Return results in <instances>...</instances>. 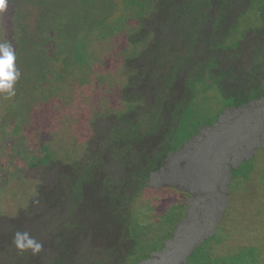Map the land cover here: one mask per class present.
Segmentation results:
<instances>
[{
	"label": "trees",
	"instance_id": "16d2710c",
	"mask_svg": "<svg viewBox=\"0 0 264 264\" xmlns=\"http://www.w3.org/2000/svg\"><path fill=\"white\" fill-rule=\"evenodd\" d=\"M23 1L31 9L15 8ZM5 18L12 19L7 29ZM10 31L6 41L15 49L20 73L13 96L18 101L11 105L8 96L0 95V104L7 101L9 109L18 110L11 119L3 113L0 122L7 131L2 138L14 142L12 151L35 158L32 165H41L43 172L34 192L25 199L16 194L21 205L26 203L15 211L14 197L3 192L9 175L0 171V264H137L179 231L183 241L200 236L180 264H264V239L236 251L237 244L235 250L229 247L233 229L223 233L239 195L237 179L246 182L253 172L260 173L255 177L257 202L264 205V148L252 141L256 151L245 157L236 146L246 138L233 144L225 208H220L219 192L201 199L202 191L188 195L180 189L175 178L183 176L173 173L172 160L190 142L203 150L193 139L203 126L219 123L214 129H221L218 118L227 109L263 102L264 0H9L0 16V33L7 37ZM108 36L127 42L115 74L109 72L107 58L90 51ZM60 40L65 42L62 50L56 46ZM49 47H54L53 57L41 52ZM87 72L96 74L106 104L90 113L89 140L72 148L77 139L61 145L60 153L51 144L29 151V129L35 121L48 120L47 104L36 110L35 101L58 97L65 84ZM115 91H121L119 108L109 105ZM96 100L76 98V111ZM54 141L59 145L55 136ZM62 167L54 178L52 171ZM163 170L171 172L172 181L160 183L158 194L146 199L152 177ZM86 184L91 187L85 191ZM85 199H99L108 217L85 213ZM117 223L118 237L117 231H107ZM17 231L30 233L43 244L42 251L21 254L13 244ZM100 235L113 244L96 243Z\"/></svg>",
	"mask_w": 264,
	"mask_h": 264
},
{
	"label": "rangeland",
	"instance_id": "374dc122",
	"mask_svg": "<svg viewBox=\"0 0 264 264\" xmlns=\"http://www.w3.org/2000/svg\"><path fill=\"white\" fill-rule=\"evenodd\" d=\"M28 4L31 3L28 1H23L16 7L14 6V4L11 5V8L13 9L14 7H18L19 10L20 8L31 9ZM15 13L12 14V18L15 16ZM7 17H10V15ZM11 21L12 19L8 21V19L5 18L3 20V29H7ZM11 37L12 31L9 32L7 37L1 35L0 33V42H3ZM64 45L65 42H63V40H60L56 43V46L60 50L64 49ZM98 48L100 49V52L97 51ZM126 48L127 42H125L123 38H121L120 36H108L100 42H94L93 45H91L90 51L97 52V56L99 58H107L108 61H110L111 65V69L109 72L115 74L118 68H121L119 67V61L122 58V54ZM41 52L50 57H53L54 47L43 48ZM97 61L98 59L94 61L93 71H97ZM105 62L107 61L105 60ZM59 63H62V61H60ZM54 65L55 63L54 61H52V66L54 67ZM115 77H112V79ZM62 88L63 90L61 92V95H59L58 97H52L47 102L35 101L34 104L37 107H34L36 110H38L40 106L47 104V107L44 108V114L46 119H48L49 121L47 120L46 124V120H42L40 122L35 121L37 123L36 127L29 129L30 134L28 135V143L31 145L26 146L29 148V151L36 152L38 148H43L44 145L51 144L53 146L52 150L60 153L62 151L61 145L67 146L70 142H73L77 139V142L75 141L76 143L71 144V146L69 147L72 148L83 143L84 140L81 141L82 139L89 140V138L91 137L92 132L90 131L88 122L89 117L91 119V115L93 113L91 115L90 113L92 110H99L101 107H103V105H106L103 99L102 92H99L100 84L96 78V74L92 75L91 72L79 74L74 77V79L70 83L65 84V86H63ZM121 88L122 87L119 85L116 90H121ZM120 94L121 91H115L112 94V96L110 97L111 99L109 100V105L111 107H120ZM83 96L95 98L97 100L80 106L76 111L74 100L78 97ZM13 99L17 98H9V102L11 105L16 104L18 101L17 99L16 102L13 103ZM58 107L61 108V111H59ZM24 108L28 109L26 107V104ZM17 110L18 108L9 109L7 106V101L1 103L0 119L2 118L4 112L6 116L11 119ZM230 111L231 110H226L225 114L229 113ZM20 112L21 115L27 116V114L22 110ZM224 115L221 114L218 118L222 124L221 129H214L215 127H218L219 123L214 128L203 126L200 130L201 133L193 139V141L196 140V142L200 144V146H202L205 153L207 151V162L205 163L206 167H203L202 165H193L192 172L190 174L191 177L186 173L177 174L176 172H173L177 175L183 176L180 178H175L177 181L176 184L178 187H180V189L185 190L186 192L188 191V195L202 191L200 198L204 199L203 197H205L208 192H219L220 197L222 198V205L220 206V208L226 207L225 195L228 189V183H225V179L228 181L230 175L229 170H227L228 166L226 164L230 162V157L234 154L232 144L236 139V135L234 134V130H232L231 128L236 127L237 129L239 127H243L250 128L252 131V128L248 125L253 124L255 135L252 137V140L255 141L256 146L260 148V146L264 144V103L251 104L242 110L236 111L234 113L230 112L225 117ZM64 117L65 119L63 120ZM67 118H69V120L67 121V123H65ZM26 119L28 118L26 117ZM51 122L52 127H50ZM4 123L5 122L3 121L2 123L0 122V171L6 172L9 175L7 179H10V181L7 185V189L3 192L10 193L9 196L14 197L12 210L19 211L21 206H23L26 201L21 205V201L16 197V194H20V197L22 199H25L26 194L31 193L32 191L34 192L40 182V174L43 172V167L41 165L37 167L32 165V162L35 160V158L33 159L30 156H26L25 154L12 151L10 149V146L14 144V142L4 143V139L6 137L2 138V134L3 132L7 131V128H4L2 126ZM8 126L10 125L8 124ZM243 128L240 131L243 132ZM55 130L57 131L54 133ZM50 134L51 138L49 137ZM54 136L55 139L58 140L59 145L55 143ZM245 138L246 135L245 137L242 136L241 140ZM47 140H49V142H47ZM6 144L8 146H6ZM228 149L230 150L227 153ZM242 152L250 156L253 151H250V145L248 144V146L244 148ZM222 163V169L217 168V164ZM202 168L205 169L203 170L201 175L197 176L195 171ZM258 168L259 167H256L255 169ZM62 169L63 167L58 168L56 171H52L54 172L53 177L56 178L57 174ZM254 174L255 173L253 172L250 176V179L246 182H242L239 179H237L236 181V192L239 195L237 198H235V201L237 202H235V204L229 209L228 215L226 217V220L229 223V225L225 227L227 228V230H223V233H225L226 235L230 234L232 229L234 231L235 239L232 241V244L229 245L230 250H235V244L238 245V247L236 248V251H238L241 247L256 243L258 241V238L262 240L264 239V205L261 203L258 204L257 202V185L255 182V177L260 176V173H258L257 175ZM87 175L90 176L87 178V183H89L93 177V174L90 172ZM17 177H23L21 182H17ZM165 181L167 183H170L172 181L171 172L163 170L154 175L152 177V183L146 189V191L151 190L152 192L151 194L146 193L145 198L149 200L150 197H155L159 192L156 190H159L162 186L159 184L164 183ZM90 187L91 186L89 184H86L85 191L89 190ZM4 188H6V186ZM220 190H222L223 193H220ZM233 190H235V188H233ZM188 195H186V197ZM84 201L86 203L84 204L85 213H91L92 217L98 216V213H100L105 218L108 217L109 212L106 210V207L102 205V203H99V199H95L91 202H88L87 199H85ZM190 203L194 204L195 199H190ZM91 208L97 212H94ZM121 222L123 224V219H121ZM107 231L110 232V234L114 231H117L118 237V235L121 233V228L118 223L116 229L114 227V224H112ZM204 231L199 234L202 236ZM117 237L114 238L116 245ZM198 239H200V236L196 235L190 237L186 241H183L179 231L175 233L174 239L170 241H164L165 247L161 249H152L153 251L150 250L149 260L140 261L137 264H180L181 261H184V258L186 256V258H188L189 254H191V252L196 248V246L198 245V242L196 240ZM104 240V236L100 235L96 238L95 241L96 243H101L104 246H110L113 244L112 241ZM120 245H122V243ZM130 250L131 251L129 253H132V249ZM133 251H135V249H133Z\"/></svg>",
	"mask_w": 264,
	"mask_h": 264
},
{
	"label": "clouds",
	"instance_id": "9594fccd",
	"mask_svg": "<svg viewBox=\"0 0 264 264\" xmlns=\"http://www.w3.org/2000/svg\"><path fill=\"white\" fill-rule=\"evenodd\" d=\"M8 4L9 0H0V16L4 15L7 12L8 9ZM16 53L15 49L12 46V44L8 41H3L0 42V95H6L9 98L15 96V91H14V86L16 81L18 80L20 73L16 68ZM263 102H255L253 104H262ZM248 107V106H247ZM246 107H240V108H229L227 110H231V113H234L236 111L242 110ZM229 112V113H230ZM229 113L225 114L228 115ZM249 127H251L253 132L251 131L250 128H243L239 127L236 129V127H232L231 129L234 130V134L236 135L235 141H233V144L239 140H241V137L246 135V140L240 142L237 144V151L239 154L242 156L244 155L245 157L249 156L248 154H244L242 150L246 148V145H243V143L249 141L250 143L253 141L252 137L255 135L254 131V125L249 124ZM243 128V132L240 131ZM251 138V139H250ZM250 139V140H249ZM195 143L196 140H194ZM198 144V143H197ZM232 144V145H233ZM200 145V144H199ZM202 147V146H201ZM260 148H264V144L260 146ZM259 148V149H260ZM256 147L250 146V151H253L254 153ZM230 149L227 150V153L229 152ZM235 150V149H234ZM236 153V152H235ZM251 153V155H252ZM206 154L204 150L197 148L195 144L190 142L185 146V149L182 154L174 155L172 157L173 160V165L176 168L177 174H183L186 173L187 175L190 176L192 172V166L193 165H202L203 167L205 166L206 161ZM208 156V155H207ZM238 157V156H237ZM240 157H238L237 161H239ZM209 160V158H208ZM231 163V160L230 162ZM229 163L226 165L228 166ZM223 163L220 164V166L217 165V168L222 169ZM205 168L198 169L196 170V174L201 175ZM229 170V167L228 169ZM226 170V171H227ZM191 177V176H190ZM196 177V176H195ZM13 244L15 245L16 249L23 254L24 252L31 251L33 256L38 255L42 249H43V244L36 239H34L30 233L27 231H17L14 235L13 239Z\"/></svg>",
	"mask_w": 264,
	"mask_h": 264
}]
</instances>
